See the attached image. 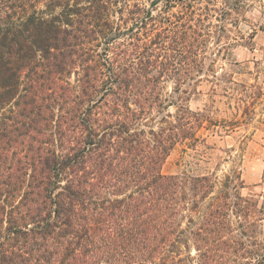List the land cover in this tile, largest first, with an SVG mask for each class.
<instances>
[{
    "label": "trees",
    "instance_id": "1",
    "mask_svg": "<svg viewBox=\"0 0 264 264\" xmlns=\"http://www.w3.org/2000/svg\"><path fill=\"white\" fill-rule=\"evenodd\" d=\"M94 4L0 0V264H264V199L231 193V178L213 197V175L162 172L204 119L164 99L165 85L190 101L202 79L188 70L205 59L116 45L113 3ZM182 27L175 53L206 47Z\"/></svg>",
    "mask_w": 264,
    "mask_h": 264
},
{
    "label": "rangeland",
    "instance_id": "2",
    "mask_svg": "<svg viewBox=\"0 0 264 264\" xmlns=\"http://www.w3.org/2000/svg\"><path fill=\"white\" fill-rule=\"evenodd\" d=\"M75 1L78 7L88 6L92 11L95 8V0ZM111 2L109 27L117 31L116 45L138 44L139 39L142 45L139 56L142 54V57L152 54L197 61L205 59L202 68L188 70L202 79L198 94L190 101H181L183 94L174 93L172 83L165 85L164 99L186 105L191 111L202 113L204 119L198 122L199 127L194 122L197 140L180 142L171 151L163 165V174L177 175L185 180L213 175L217 179L213 197L223 188L227 178H231L234 181L229 189L231 193L261 205L264 199V0ZM146 14L151 21L147 19L145 25L135 24L136 19ZM93 20H96L94 25L99 24L96 18ZM183 25L197 33L194 39L207 40L204 49L194 48V54L183 49L175 53L174 40L180 41ZM93 30H105V27ZM176 32H179L178 40ZM96 38L97 35H93L92 39ZM143 43L150 45L149 50ZM91 48L94 50L91 55L105 57V45L101 40H91ZM128 49L136 52L134 48ZM108 55L114 57L112 53ZM177 110L175 105L168 109L172 121ZM162 117L159 116L157 122ZM155 126L158 129V125ZM211 202L207 200L197 212L188 215L197 221Z\"/></svg>",
    "mask_w": 264,
    "mask_h": 264
}]
</instances>
